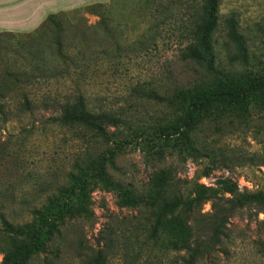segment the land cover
<instances>
[{
	"label": "rangeland",
	"instance_id": "374dc122",
	"mask_svg": "<svg viewBox=\"0 0 264 264\" xmlns=\"http://www.w3.org/2000/svg\"><path fill=\"white\" fill-rule=\"evenodd\" d=\"M185 3L16 0L11 3L15 15L2 18L0 34L31 37L44 28L50 15L75 23L83 17L85 25H95L99 16L92 11L108 9L112 31L124 35L121 42L142 39L144 32L150 38L141 48L79 78L94 106L122 109L124 124L118 127L117 136L125 135L130 142L116 154L114 165L108 166L111 177L144 200L169 197L173 192L188 198L197 185L214 186L220 178L232 179L240 190L264 193V109H257L256 102L251 113L226 111L221 118L204 117L185 128L177 112L133 90L140 85L163 93L169 80L190 77L192 69L179 58L186 37ZM230 17L243 36L246 63L232 58L235 50L225 36ZM68 28L70 32L72 26ZM213 51L214 65L233 78L264 77V0H221ZM66 80L59 75L41 78L29 93L37 97L65 93ZM13 107L9 119L0 122V211L9 221L21 223L29 219L28 207L39 206L48 193L66 183L75 162L110 145L89 134L85 137L91 146L86 145L78 127L52 121L54 110L49 104H37L31 111ZM90 197L92 216L65 219L29 264L186 262L187 253L170 249L167 232L148 240L150 225L144 206L121 207L114 191L100 187ZM209 212L210 204L205 203L191 213L192 232ZM189 264H264V203L240 209L229 219L219 242Z\"/></svg>",
	"mask_w": 264,
	"mask_h": 264
},
{
	"label": "trees",
	"instance_id": "16d2710c",
	"mask_svg": "<svg viewBox=\"0 0 264 264\" xmlns=\"http://www.w3.org/2000/svg\"><path fill=\"white\" fill-rule=\"evenodd\" d=\"M220 1L186 0V37L179 58L192 69L190 77L169 80L163 93L153 87L133 88L138 95L177 112L185 128L204 117L221 118L226 111L237 115L251 113L253 102L257 109H264V77L236 79L214 65L213 33ZM92 12L99 16L95 25H85L83 17L75 23L50 15L44 28L31 37L17 39L0 34V122L9 119L14 105L19 110L31 111L37 104H49L54 110L52 121L78 127L86 145L91 146L86 134L110 145L95 156L88 152L75 162L65 184L48 193L39 206L26 209L27 221L13 223L0 211V264H29L34 255L44 251L65 219L90 218L93 214L90 193L96 187L114 191L121 207L144 206L150 225L148 240H156L167 232L170 249L187 253L184 264H189L219 242L229 219L240 209L263 204L264 193L240 190L232 179L220 178L214 186L197 185L188 198L173 192L169 197L144 200L111 177L108 166L114 165L116 154L130 142L125 135L117 136L118 127L124 124L122 109L94 106L79 78L141 48L150 38L144 32L141 35L144 38L123 43L124 35L112 31L109 10L100 7ZM225 31L235 50L232 58L246 63V45L232 17L228 18ZM57 75L64 76L69 83L65 93L48 92L39 97L29 93L35 81ZM205 203L210 204V212L206 220L196 222L192 232L188 219Z\"/></svg>",
	"mask_w": 264,
	"mask_h": 264
},
{
	"label": "crops",
	"instance_id": "0c3cea01",
	"mask_svg": "<svg viewBox=\"0 0 264 264\" xmlns=\"http://www.w3.org/2000/svg\"><path fill=\"white\" fill-rule=\"evenodd\" d=\"M15 2L16 0H0V24L2 23V18H10L12 14L13 16L15 15V12H11V9L15 11V9L11 7V3Z\"/></svg>",
	"mask_w": 264,
	"mask_h": 264
}]
</instances>
